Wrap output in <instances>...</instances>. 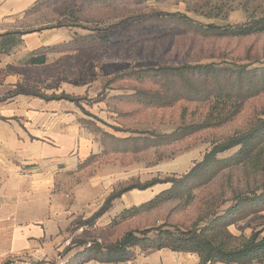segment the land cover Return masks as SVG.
Segmentation results:
<instances>
[{"label":"rangeland","instance_id":"1","mask_svg":"<svg viewBox=\"0 0 264 264\" xmlns=\"http://www.w3.org/2000/svg\"><path fill=\"white\" fill-rule=\"evenodd\" d=\"M46 1L50 4H43V10L36 9L18 22L28 47L32 43L51 45L45 63L27 64L22 59L28 50H23L11 58L18 62L12 70L17 73L18 92L48 96L64 93L81 98L83 129L97 141L98 150L84 160L76 181L85 186L97 179V198L90 197L97 210L109 194L121 187L187 173L212 144L264 119L263 91L246 100L231 121L182 136L178 130L197 120L203 107L183 102L161 107L159 99L149 101L138 92L147 89L154 94L160 88V78L150 69L264 62V33L246 37L203 33L208 25L224 29L262 18L264 0H115L105 4ZM144 70L150 71V79L139 82L136 78ZM258 179L242 167L224 171L208 185L193 190L189 202H166L110 225L122 208L138 206L168 185L134 189L113 201L111 209L94 226L79 229L77 235L71 226L70 240L108 244L126 230L163 222L188 226L203 212L208 213L205 210L211 203L220 205L221 210L226 208L233 194L256 187ZM85 195L89 198V190ZM85 208L77 219H88L93 214ZM228 230L236 237L247 238L257 231L264 236V211L251 214Z\"/></svg>","mask_w":264,"mask_h":264},{"label":"trees","instance_id":"2","mask_svg":"<svg viewBox=\"0 0 264 264\" xmlns=\"http://www.w3.org/2000/svg\"><path fill=\"white\" fill-rule=\"evenodd\" d=\"M76 1L87 4H105L115 0ZM203 33L231 37H246L264 33V16L247 24L224 29L208 25ZM20 36L21 33H17L18 44H20ZM13 44V39H5L2 46L12 47ZM50 48L51 45L35 50L30 63L36 66L43 65L45 55ZM150 70L156 72L155 76L160 78L162 84L154 94L147 89H140L139 94L142 92L146 100L159 99L160 106L168 108L180 102L203 107L197 120L178 130L182 136L222 126L240 113L246 100L264 91V62L258 65L255 62L246 65L211 63L160 67ZM149 72L144 70L141 75L137 72L133 74L139 75L136 80L145 82L150 79ZM31 96L45 101H66L82 112L79 97L64 93L57 96ZM185 112L183 108L182 114L184 115ZM81 124L83 126L82 120ZM232 150L235 152L230 156L219 157ZM239 167L246 168L250 173L257 175L258 184L245 192L233 194L230 199L231 203L226 208L221 210L220 205L215 206L211 203L205 210L208 213L203 212L188 226L163 222L158 226L126 230L115 241L108 244L104 242L87 243L81 240L72 243L70 240V245L66 246L62 255L65 256L72 251L73 253L62 264H84L92 260L101 264H122L134 259L137 251L146 253L162 249L193 254L198 257V264L264 263V236H260L262 231L253 232L246 238L236 237L228 230L230 226L251 214L264 211V119H257L245 129L212 144L202 158L181 176L153 179L141 185L121 187L113 191L88 219L75 218L71 226L73 233L81 228H90L111 209L112 202L123 194L134 189L144 191L157 184L168 185V188L141 205L123 209L110 225L115 226L135 215L157 209L166 202H189L193 197V190L208 185L221 172L232 171Z\"/></svg>","mask_w":264,"mask_h":264},{"label":"crops","instance_id":"3","mask_svg":"<svg viewBox=\"0 0 264 264\" xmlns=\"http://www.w3.org/2000/svg\"><path fill=\"white\" fill-rule=\"evenodd\" d=\"M43 4L50 3L0 0V263L14 258L20 264H62L73 253L62 255L64 243L72 237V221L83 206L87 212L97 211L90 198H97V179L85 186L76 181L84 160L98 150L97 141L83 129L81 110L66 101H45L17 90L12 67L16 69L18 62L11 58L28 50L22 61L32 65L33 52L50 46L32 43L29 48L23 33L18 44V22L43 10ZM5 39H13V46L3 47ZM198 263L193 254L162 249L137 251L134 259L122 264Z\"/></svg>","mask_w":264,"mask_h":264},{"label":"built area","instance_id":"4","mask_svg":"<svg viewBox=\"0 0 264 264\" xmlns=\"http://www.w3.org/2000/svg\"><path fill=\"white\" fill-rule=\"evenodd\" d=\"M64 244H65V246H68V245H70V241H66ZM0 264H20V262L14 258H10L9 260H7L3 263H0Z\"/></svg>","mask_w":264,"mask_h":264}]
</instances>
